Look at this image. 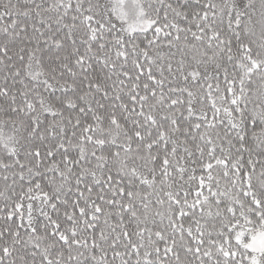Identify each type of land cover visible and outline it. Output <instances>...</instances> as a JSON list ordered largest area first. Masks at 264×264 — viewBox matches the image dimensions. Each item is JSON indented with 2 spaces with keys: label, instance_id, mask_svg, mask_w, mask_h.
Returning <instances> with one entry per match:
<instances>
[{
  "label": "snow or ice",
  "instance_id": "6c2138e0",
  "mask_svg": "<svg viewBox=\"0 0 264 264\" xmlns=\"http://www.w3.org/2000/svg\"><path fill=\"white\" fill-rule=\"evenodd\" d=\"M0 264H264V0H0Z\"/></svg>",
  "mask_w": 264,
  "mask_h": 264
}]
</instances>
